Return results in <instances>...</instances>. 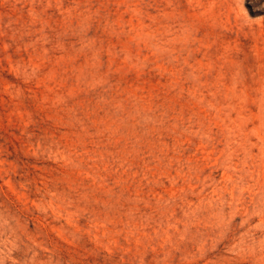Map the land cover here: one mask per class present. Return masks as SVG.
<instances>
[{"label": "rangeland", "instance_id": "1", "mask_svg": "<svg viewBox=\"0 0 264 264\" xmlns=\"http://www.w3.org/2000/svg\"><path fill=\"white\" fill-rule=\"evenodd\" d=\"M0 264H264V0H0Z\"/></svg>", "mask_w": 264, "mask_h": 264}]
</instances>
